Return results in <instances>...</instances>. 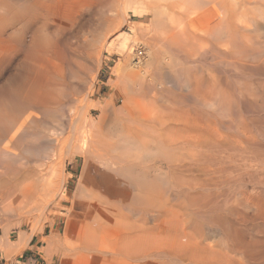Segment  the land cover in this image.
I'll return each instance as SVG.
<instances>
[{"label": "bare ground", "instance_id": "bare-ground-1", "mask_svg": "<svg viewBox=\"0 0 264 264\" xmlns=\"http://www.w3.org/2000/svg\"><path fill=\"white\" fill-rule=\"evenodd\" d=\"M246 1L0 0V221L58 215L41 242L61 264H264V0ZM0 227L20 253L31 236Z\"/></svg>", "mask_w": 264, "mask_h": 264}, {"label": "rangeland", "instance_id": "rangeland-1", "mask_svg": "<svg viewBox=\"0 0 264 264\" xmlns=\"http://www.w3.org/2000/svg\"><path fill=\"white\" fill-rule=\"evenodd\" d=\"M212 1L214 2V0H212ZM241 1H243V2H241ZM238 2H237L238 6L239 7L242 6L241 9H246V8L249 9V8H251V6L254 7L256 5V4L252 3V2L249 3L246 0H238ZM246 3H248V4H246ZM258 3H260L259 0L257 1V4ZM250 4H252V5H250ZM244 5H246V6H244ZM116 8H115L114 12H116L117 10L121 9L119 5H117ZM228 8H229V10L231 9L230 5H229ZM196 9H197V11L198 10L199 11L200 10L204 11V9H202V8L198 9V8H194V6H191V11L192 12L196 11ZM212 9L215 10L216 7L212 8ZM230 11H228V12L230 13ZM129 13H131V12H129ZM170 13H174V12L171 11ZM132 21L133 22H139V21H142V19L138 18V17L137 18L136 17H132L128 22H124L125 24L122 22L121 25L117 29H114V30L111 29V27H112V25H111V27L110 26H107V27L105 26V28L101 27L98 31H101V30H104V29L105 30L108 29V31H104L103 34H105V36L109 40H111V39L115 38L117 36V34L119 32H121V31L130 32V30H131L130 24H131ZM144 23L146 24L147 21H144ZM102 28H104V29H102ZM112 28H114V26ZM114 46H115V48L113 47L114 50L112 49L111 51H109V50L105 49V50H103V52H102V54L100 56L99 67L96 69V72H95V74H96V77H95V80H94L95 92H94V94L91 97L95 101L100 100V99L103 100L106 96H108L111 93V91L114 90V89H112V86L109 84V80L113 77L114 68H115V66L117 64V61L121 58V53L119 51L120 50L119 42H115ZM139 46H143V44L139 42L137 47H139ZM115 91H116L115 99H116L117 105L119 106L120 104H122V98L119 97L117 90H115ZM260 108L264 109V107H260ZM95 114H96V112H95ZM35 162H36V164H35ZM40 162L42 163V161H40V160L38 161L35 158V161L33 163V166L35 167V170L37 172H39V170L37 168L38 167L41 168V163ZM39 163H40V165H39ZM37 164H38V167L36 166ZM79 164H75V163L69 164V166L67 167V170L65 171V174L67 173V175H68L69 173H74L75 177L78 178V175L80 174L79 172L81 171L82 162L79 163ZM34 176L36 177V174ZM76 178H75V180L77 182L78 179H76ZM73 189H71V191H73ZM53 212H57V209H54ZM42 217H44L46 220L44 218H42ZM42 219L44 220V222H42ZM49 219L50 220L52 219V220L49 221ZM11 220L12 221H10V222H8L7 220H1L0 221V225L1 226L9 223V226H10L9 227V236H10L11 240H13V241L17 240L18 237H19V234L21 232H26L27 235L31 236V237L28 240L26 246L22 249V251L20 253L17 252V253H14V254H7L5 252V250L3 249V247L0 245V264H61L59 260L55 259L56 258L55 256H53L51 254H49V255H51L52 257L49 256V255L46 256V253H44L42 251V242H41V241L45 240L47 238V236H49V233L51 232V230H56V231L63 232L65 224L63 223L64 222L63 220L60 221V219H58V215L51 214L50 211H48L47 213L44 214V216L43 215L41 216V222H40V220H37L38 224H35L36 225L35 227H36L37 230L34 228L35 229L34 231H33L32 227H30V225H27V224L19 225L18 222H17L16 217L11 219ZM56 222H58V225H56ZM41 223H48L47 224L48 226H47L45 232H40L39 231V227H41V225H42ZM51 224H52V226H51ZM57 229H59V230H57ZM2 234H3V228L0 227V237H1ZM50 257H51V259H49Z\"/></svg>", "mask_w": 264, "mask_h": 264}]
</instances>
